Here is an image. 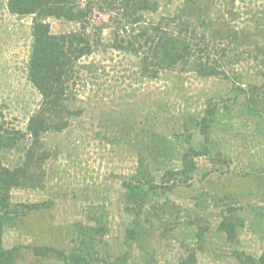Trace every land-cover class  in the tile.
<instances>
[{"label":"rangeland","instance_id":"374dc122","mask_svg":"<svg viewBox=\"0 0 264 264\" xmlns=\"http://www.w3.org/2000/svg\"><path fill=\"white\" fill-rule=\"evenodd\" d=\"M160 1V9L146 14L148 19L182 13L212 23L216 47L227 49L223 65L230 80L180 71L170 79L165 73L161 79H150L139 57L108 46L109 16L98 14L93 23L98 30L103 27L102 44L76 64L67 127L49 130L35 146L38 163L31 170L44 187L11 192L14 203L43 206L31 211L21 226L6 227L5 247H19L15 264H66L54 256L34 255L32 246L68 250L70 226L78 221L94 225L96 219L108 227L105 240L120 264H180L188 256L187 248L196 250V264H238L236 249L255 257L264 251V101L256 103L255 112L238 91L263 82L264 0ZM7 3L0 0V131L18 138L2 153L4 162L15 166L24 162L33 141L27 125L39 111L42 96L28 74L35 16L12 14ZM46 20L54 33L81 29L76 21ZM89 30L96 38L95 28ZM213 104L218 106L211 127L214 159L197 157L195 176L168 192L172 203L211 219L206 250H197L195 227L187 226V213L178 214L172 203L167 206L172 217L167 224L180 219V226L167 230L156 222L155 228L126 242V230L134 224L123 181L138 171L141 155L164 169L177 168L183 150L190 145L202 148L198 122ZM48 120L58 121L51 116ZM200 194L207 199L205 210L196 205ZM218 195H233L243 205L246 222L235 244L217 230L222 208ZM144 227L140 223L139 228Z\"/></svg>","mask_w":264,"mask_h":264},{"label":"trees","instance_id":"16d2710c","mask_svg":"<svg viewBox=\"0 0 264 264\" xmlns=\"http://www.w3.org/2000/svg\"><path fill=\"white\" fill-rule=\"evenodd\" d=\"M160 2L86 0L85 4H81L80 0H8L10 13L35 16L28 74L42 96V104L28 121L27 130L33 141L25 152L23 163L10 166L4 162L3 150L13 148L18 138L6 136L0 131V264H15L19 252L17 246L5 247L6 227L21 226L31 211L43 208L41 203H14L11 192L14 188L44 187L40 177L35 176L39 174L31 170L38 163L35 146L49 130L61 131L67 127L65 118L73 113L70 107L73 92L71 80L75 77L76 64L102 44L103 27L98 30L99 27L93 23L98 14L109 16L110 24L107 26L111 29L112 40L108 46L139 57L143 73L148 74L150 79H161L164 73L170 79L180 71L193 72L204 79L221 77L230 80V74L223 65L227 49L216 47L217 38L211 33L212 23L205 17H188L182 13L148 19L146 14L157 12ZM49 17L79 22L81 29L54 33L46 20ZM91 26L97 31L96 38V33L91 34L89 30ZM261 77L263 82L250 85L249 90L238 87V91L246 95L250 110L255 112H258L256 105L264 101V71ZM217 108V104L209 105L198 122L203 136L202 148L190 145L179 153V167L164 169L155 160L141 155L138 171L123 181L126 209L134 224L126 230V242L134 241L150 227L155 228L156 222L164 223L167 230L181 225L180 219L167 224L172 218L168 217L171 214L167 211L168 204L172 203L168 192L178 185L189 183L195 176L197 157L207 155L214 159L210 150L213 144L211 127L218 116ZM48 116L58 121L50 123ZM217 198L222 202L217 230L224 233L231 244H235L238 230L246 222L242 214L243 205L233 195H218ZM198 199L196 205L205 210L208 207L207 199L203 194ZM172 204L178 214L183 211L187 213V226L195 227L197 250H206L213 227L211 219L199 216L198 210ZM96 221L94 225L78 221L70 226L72 245L68 250L52 245H34L33 254L39 257L54 256L66 264H120V258L111 255L105 240L108 227L100 220ZM140 223L147 227L139 228ZM187 252V258L179 263L196 264V250L187 248ZM234 256L238 264H264V251L255 257L236 249Z\"/></svg>","mask_w":264,"mask_h":264}]
</instances>
